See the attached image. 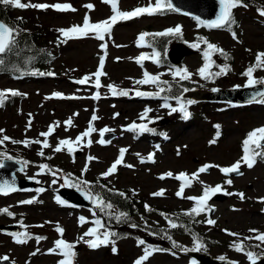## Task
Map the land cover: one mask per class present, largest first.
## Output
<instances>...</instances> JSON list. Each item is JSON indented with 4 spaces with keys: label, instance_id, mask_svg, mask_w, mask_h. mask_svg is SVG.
<instances>
[{
    "label": "rangeland",
    "instance_id": "1",
    "mask_svg": "<svg viewBox=\"0 0 264 264\" xmlns=\"http://www.w3.org/2000/svg\"><path fill=\"white\" fill-rule=\"evenodd\" d=\"M247 1L248 7L241 6L233 10L237 40H234L227 30L207 29L193 19L174 13L167 15L158 13L145 14L117 23L113 26L110 36L106 35L105 41L89 36L61 43L60 40L63 38L58 29L82 25L86 15L91 22L106 20L113 15L111 5L104 0H30L33 4H69L75 11H58L52 7L15 9V14L24 19L29 29L40 32L43 44L54 46L56 58L45 72H53V76L44 75L34 80H12L0 76V91L11 89L22 94L9 96L0 105V129L4 130L0 133V137L7 135L19 141L43 140L40 133L46 132L49 125L59 121L60 126L52 136L48 137L49 143L55 147L60 139L74 140L77 135L84 132L93 113L99 117L94 122V127L98 130L104 127L112 128L114 131L109 133L114 135L111 137L110 145L104 147L97 143L100 140L99 132L93 133L91 146H87L88 138H85L78 148L80 153L75 156L69 154L67 149L56 153L53 148H46L43 149L45 156L52 157L47 159L38 155L40 146L36 144L22 150L24 160L30 163L17 173V177L29 178L35 183L39 181L38 188L0 195V209L8 208L14 213V216L0 213V226L17 224L20 226L19 232L26 230L33 237L40 236L46 239L37 243L33 238L26 244H17L12 235H5L0 231V257L7 255L9 261L14 264H58L62 257L48 252L54 247V241L60 238L55 230L57 224L64 228L63 238L69 242H76L88 228L95 226L90 212L77 210L68 203L61 205L57 202V190L63 184L61 178L63 173H57L56 177L51 174L36 175L39 172L38 165L42 163H47L53 169L67 171L76 178L89 182L102 180L111 188L129 190L141 198L143 204L153 206L159 212L171 214L173 211L191 209L195 206L194 200L176 195L182 181L176 182L173 177L164 179L160 177L168 172L173 173L174 176L181 172L192 174L206 164L220 167L232 165L243 155V141L248 133L264 126V104L234 107L211 103L209 100L190 99L195 103L188 107V111L193 114L188 121L182 118L180 112L169 114L170 109L162 107L165 103L163 97L136 96V89L154 92L157 88L154 85H137L135 81L142 79L145 71L151 74L164 73L161 76L162 80H174L169 74V69L186 67L193 73L188 82L206 91L245 86L247 77L243 73L251 62H254L256 54L264 52V16L259 15L257 9L260 7L254 4L255 2L262 4L264 0ZM23 2L28 3L29 0ZM150 3L154 5L155 0H118V8L121 11H131ZM88 4L93 5L94 8L89 10L85 7ZM177 25L182 27V35L185 42L190 43L189 45L198 37H206L229 53L232 56L230 71L226 75L214 77L215 80L212 82L202 79L198 75L201 51L197 49H195L197 53L185 56L182 63L174 67L170 65L160 67L152 59L144 60L142 66L136 62L137 57L147 52L146 46H137V39L142 31L162 32ZM102 43L107 44L106 49L101 48ZM102 56L105 57L103 70L106 73L101 78L102 87L99 89L94 87V77L85 85L75 83L84 76L95 73ZM254 77L264 79V69H257ZM178 80L179 78L175 81ZM109 84L130 90L129 95H111L107 88ZM93 90H98L100 93L98 102L91 99ZM56 92L62 93L64 97L77 98H56L52 95ZM185 99L189 100V98ZM167 103L173 107L177 106L176 100L168 99ZM145 108L152 109L149 116L154 119L148 127L165 135L158 136L156 133L144 132L137 136L134 134L137 132L123 130L133 122L147 123L139 119ZM76 113L78 115H74ZM116 113L119 115L115 116ZM70 117L74 126L66 131L64 121ZM29 120H31L30 128ZM218 131L219 137H217ZM213 140L216 142L211 143ZM4 145L12 151L20 150L24 146L10 141H6ZM121 148L128 149L124 164L132 167L118 166L114 175L106 179L102 178L101 173L118 158ZM150 153L155 154L154 162L146 159ZM88 156L97 159L88 162ZM141 157L145 158V162H141ZM86 164L88 171L82 176V169ZM240 171L242 175L226 177L218 167H211L208 172L200 174L199 181H203V184L199 181L193 182L191 187L185 188L184 197H199L203 193L204 185L217 184H222L229 193L245 194V199L241 200L238 195L218 193L223 197L208 201V205L214 209L212 216L209 217L208 213L198 216L200 222L197 223L196 229L212 240L213 247L210 246L207 250L212 257L225 256L238 264H248L247 257L231 251L230 245L233 241L255 235L249 231L250 229L264 233V202L260 199L264 198V158L258 157L254 167L242 166ZM229 178L233 181L231 185L225 183ZM53 179L57 180L56 184L52 183ZM39 188H44L45 191L37 192ZM162 189L165 190L163 196L152 195ZM29 199H34V202L20 203ZM80 217H84L88 222L81 225ZM208 218L214 219L216 224L208 225L206 223ZM150 221L157 224L164 223L156 216H151ZM225 230L238 233L239 236H231ZM123 234L122 239H115L116 253L112 252L113 245L91 249L83 242L78 243L75 248L77 255L74 264H134L143 254L144 245H139L129 232ZM152 240L154 242H151L152 244L163 245L165 251L154 253L144 264H188L194 260L189 256L190 254L182 252L181 247H166L158 239ZM175 240L178 244L187 245L188 248L195 246L194 241L191 244L190 239L186 237H177ZM244 243L255 245L258 242L245 240ZM263 246L255 251H262ZM33 252L36 254L32 255Z\"/></svg>",
    "mask_w": 264,
    "mask_h": 264
},
{
    "label": "snow or ice",
    "instance_id": "2",
    "mask_svg": "<svg viewBox=\"0 0 264 264\" xmlns=\"http://www.w3.org/2000/svg\"><path fill=\"white\" fill-rule=\"evenodd\" d=\"M105 3H108L111 5V9L113 12V15L110 16L108 19L100 21V22H91L90 18L86 15L84 17V21L82 25H73L69 28H61L57 31L60 33V36L63 38L60 40L61 43H66L70 39H82L87 38L89 36H93L95 39L100 41H105L106 35L110 36L112 28L114 25H116L120 21H127L131 20L133 18L140 17L142 15H155L158 13H163L166 10H175L173 9V5L171 3V0H155V4H149L144 7H136L131 11H121L118 8V0H104ZM0 3H3L4 5H9L18 9H26V8H38V9H47L49 7L54 8L58 11H75L69 4H55V5H47V4H33L30 2L25 3L23 0H0ZM220 4V10L217 14L216 18L210 21H204L201 20L199 17H196L198 24L204 27H207L209 29H226L228 30L233 39L237 40L238 36L235 31L232 30V26L236 23L233 10L237 7H248V5L244 2V0H219ZM85 7H87L89 10H92L94 8L93 5L88 4ZM259 12V15L264 16V7L257 9ZM19 34V30L9 26L8 24L4 22H0V55L7 54L12 50V48L16 44V36ZM152 35L153 37H182V27L177 25L176 27L168 28L162 32L158 33H147L142 32L139 34V37L137 39V46H144L145 44V37ZM201 45H204L205 47L201 49ZM192 48L197 50H202L204 64L203 66L198 70V75L204 79L208 80L209 78L218 77L220 75H226L228 71H230L229 65L225 64L223 66H220V70L218 72L213 73L211 71V68L214 66L215 62L212 59V56L214 54H219L220 56H223L226 60L230 58L229 53H227L223 48L219 47L218 45L211 43L206 37H198L197 40L190 45ZM102 49L107 48L106 43L101 44ZM118 60L120 58H117ZM152 59L154 63L159 64L160 63V54L158 52H153L151 56L142 54L141 56L136 58V62L138 64H141L144 60ZM104 63H105V57L100 58L99 67L98 70L90 75H86L83 78L75 81V83L80 85H85L90 83L94 79V87L96 89H99L102 87L101 84V77L105 76L106 73L104 72ZM0 64H3V60L0 59ZM257 69H264V52H258L255 56V63L252 66H249L247 70L243 73L244 76L247 77V83L245 87H255L257 84H264V79H257L254 77V72ZM40 75H48L53 76V72L48 73H39ZM169 74L172 75L173 79L176 80L179 78L180 81H189L191 80V77L193 73L189 72V70L185 68H175L169 69ZM164 75V73L160 74H151L147 71L143 73V78L136 80L135 84L137 85H154L157 88V91L155 92H143L139 89L135 90L136 96H154V97H160L161 93H164L166 91L165 87L162 85H168L167 91H171V85L168 81L162 80L161 76ZM107 88L109 89L111 95L113 96H128L130 90L126 89H120L117 85L109 84L107 85ZM213 91H218V89H212ZM184 92L189 91L188 88L183 89ZM22 95L17 90H3L0 91V105L3 104L6 98L9 96H17ZM56 98H77V97H64L62 93L56 92L52 94ZM100 93L99 91L96 92L93 99H99ZM163 99L165 100V103L162 104L163 108L170 109V113L180 112L182 114L183 119H189L191 113L188 111V107L195 103L194 100H187L182 101L181 97H175L177 101V106L173 107L171 104L167 103V100L169 99L167 96H164ZM262 103L264 104V91L255 93L249 100L248 103ZM152 112L151 108H145L144 111L140 114L139 119L140 121H147V123H137L133 122L130 125L126 126L123 130L130 131V132H137V133H144V132H154L155 129L148 127V124L153 123L154 119L149 116V113ZM31 115V114H29ZM78 115V113L74 114ZM115 116H118L119 113L114 114ZM99 119L98 116L95 114L92 115L91 120L89 122L88 128L76 136V138L73 140L72 138H65L60 139L55 147L49 143L48 137L52 136L56 130L60 126V122L57 121L52 125L48 126V129L46 132L40 133V136L44 139H25L23 141L19 140H13L11 137L7 135H3L0 137V146H3L6 141H10L13 144H23L25 147H29L32 144H36L40 146V151L38 152V155L41 157H45V152L43 149L46 148H53V151L56 153L62 152L65 149H67V152L69 154H73L78 150V148L83 144L85 138L87 139V146H91L93 143L91 136L95 132H99L100 140L97 141V143L100 144H106L110 143V141H106L104 139L105 134L109 132H113L114 129L109 127H104L103 129H96L94 127V122ZM158 119V118H157ZM65 130L67 131L70 127L73 125V119L70 117L68 120L64 121ZM28 127H31V120L28 122ZM219 129V125L216 126ZM4 130L0 129V133H2ZM220 133L217 132V137H219ZM216 141L213 140L211 143H215ZM158 147V146H157ZM128 151L127 148H121L119 151L118 158L111 164V166L103 173H101L102 178H108L112 175H114L117 170L118 166H126V167H132V165H125L124 164V157L126 152ZM139 155V154H137ZM154 153H150L148 157L146 158L148 161L154 162ZM264 158V126L260 128H256L250 133H248L246 139L243 141V155L239 160L234 162L232 165L227 167H220L218 165H210L206 164L202 167H200L195 173L188 174L185 172H181L174 176L173 173L168 172L164 176H161V179H164L165 177H173L177 180L182 181L180 189L177 191L176 195L181 198H186L189 200L195 201V206L192 207L190 210L186 211L184 215H187L189 217H196L200 216L201 214H206L210 211H212V208L208 205V201L215 196L218 193H223L224 195H238L241 200L245 199V194L240 193H229L225 190L224 186L222 184H217L215 186L210 185H204L203 193L199 197H184V191L186 187H191L193 182L199 181V177L201 173H205L208 171L211 167H218L219 170L226 176L230 177L231 174H237L242 175L243 173L240 171L242 166H247L248 168L254 167L257 158ZM47 159H51L52 157H46ZM13 157L10 155H7L5 152H0V168L5 167L4 160H12ZM97 159L93 156H88L87 160L88 162H91L93 160ZM17 163L21 164L22 167H26L30 162L26 160H17ZM141 162H145V158L141 157ZM39 172L36 175H44V174H51L53 177L57 176V173L62 172L60 169H53L50 167L47 163H42L38 165ZM88 171V165L86 164L85 167L82 169V176L83 173ZM71 174L64 175L63 181L64 183L61 185V187H71L76 188L78 191H81L86 199L90 200L91 203L94 206V209H99L101 212H105L106 210H112L113 205L110 202H105L100 195L93 194L91 191V182L84 180L82 178H76L75 180L70 179ZM32 179H35V177H32ZM201 184H203V181H199ZM232 179H226L225 183L227 185L232 184ZM39 183V181H37ZM53 184L57 183L56 179H53ZM101 187H106L101 185ZM18 189L15 186L14 178L10 182L8 180H4L2 183H0V194H9L11 192H15ZM45 191L44 188L37 189V192H43ZM109 191H112L109 189ZM165 194V190H160L155 193H153V196H163ZM120 196H125L123 192L119 193ZM261 202H264V198H260ZM56 200L59 204L64 205L65 201L62 200L59 196L56 197ZM34 202V199H29L25 201H21V204H31ZM145 208L149 211L152 209L145 205ZM0 213L6 214L8 216H14V213H12L8 208L0 209ZM108 215H111V211L107 213ZM93 215H95V212H93ZM165 215V214H162ZM115 220L117 222H120L121 220L127 219V213L119 212L115 215ZM166 219L168 217L166 216ZM79 222L81 225L84 223H87L88 221L84 217L79 218ZM94 227L88 228L86 232H84L76 242H69L66 241L63 238L64 234V228L61 227L59 224H57L55 230L59 234V237L57 240L54 241V247L49 249L48 252L50 254H58L62 257L58 261V264H74V258L76 257L77 253L75 251V248L78 243L83 242L88 245L91 249H98L101 246H112V252L116 253L117 248L115 247V240L112 239L113 237L117 236V233L111 230H104L105 229L104 223L100 219H95L93 221ZM169 227L171 229H175L177 227H181L182 225L177 224L174 220L168 219ZM206 223L208 225H215L216 221L214 219L208 218L206 220ZM22 227H27L24 225H21ZM39 227H43V225H39ZM132 227H136V225H132ZM228 232V230H225ZM252 233H255L253 236L244 237L243 239H239L236 241H233L232 245L230 247L239 253L244 254L250 264H257L258 260H264V255L255 253L251 250H249L250 246H246L244 241H257L258 243L255 244V247H261L264 245V233L259 232L257 229H250L249 230ZM229 235L238 237V233L228 232ZM14 237V242L17 244H26L30 239H35L37 243H39L41 240L46 239V237H40L36 236L33 237L32 234L28 233L26 230L24 232H16L11 234ZM88 237L89 239H85ZM171 239V237H169ZM195 247L189 249V248H183L182 246L176 244L173 242V247H181L182 251L189 252V251H200L201 249H205V245L202 242V240L194 236L193 237ZM139 245H145L144 240H138ZM206 250V249H205ZM39 251V249H37ZM163 251V249L152 247V246H146L143 249V254L136 259L134 264H144L145 261H147L155 252ZM36 252H33L32 255H35ZM175 254V253H173ZM10 258L5 255L3 257H0V264L4 261H8ZM219 259L221 261H225V256H220ZM14 264V262H13ZM195 264V262H193ZM230 264H238V262H230Z\"/></svg>",
    "mask_w": 264,
    "mask_h": 264
},
{
    "label": "trees",
    "instance_id": "3",
    "mask_svg": "<svg viewBox=\"0 0 264 264\" xmlns=\"http://www.w3.org/2000/svg\"><path fill=\"white\" fill-rule=\"evenodd\" d=\"M255 4L259 5V3ZM259 6L264 7V4L262 3ZM13 9L14 7L12 6L0 3V20L19 30V34L16 36L15 46L7 54L0 56V59L3 60V64H0V75L14 79H33L40 76L39 73H42L50 67L55 60V53L52 48L42 43L39 31L30 30L28 27L26 28L24 22L14 15ZM173 40L182 41V37H146V42H148L149 46L154 51L158 52L160 58L164 60V50L167 44ZM222 58L225 59L223 56ZM170 85L171 91L166 92L174 97L179 96L184 88L191 89L192 87V85L186 81H171ZM0 152L6 153L8 150L2 147L0 148ZM7 155L15 156L17 160H21L23 156L20 152L12 154L7 153ZM101 185L106 187H101ZM109 189L111 188L100 180L91 185L93 194L98 193L105 202H110L118 213H127V219L121 220V223L133 220L136 214H141L139 211L141 207L133 202L131 195L123 192L125 196H120V192H116L113 189L109 191ZM108 217L109 216L106 218L107 222H113V219H108ZM176 220L175 222L182 225L181 227L175 229L169 227L163 228L170 235L184 233L187 229L188 231H192L196 226L194 218L184 215V213H178Z\"/></svg>",
    "mask_w": 264,
    "mask_h": 264
},
{
    "label": "water",
    "instance_id": "4",
    "mask_svg": "<svg viewBox=\"0 0 264 264\" xmlns=\"http://www.w3.org/2000/svg\"><path fill=\"white\" fill-rule=\"evenodd\" d=\"M173 9L175 11L190 17H199L201 20L210 21L216 18L220 10L219 0H171ZM2 22V21H0ZM192 51L182 44H174L168 52V57L170 62L178 63L184 56L191 54ZM264 91V84H258L255 87H243L235 88L232 90H218L214 91L210 98L214 101H224L233 104H251L248 100L257 92ZM206 91L195 86L189 92L184 93L185 98L194 100H208V93ZM255 103V102H254ZM5 167L0 168V183L4 180L12 181L14 178L15 186L18 190L28 189L34 187V184L29 180H19L15 177V173L20 171L22 166L17 165L13 161H4ZM12 193V192H11ZM60 194L67 200L74 203H84L79 200L74 194L78 192L72 191L70 189H62ZM87 204V202H85ZM2 230H7L9 232H16L15 226L1 227ZM185 252V251H182ZM188 254H193V252H185ZM195 253V252H194ZM197 254V256L200 254ZM209 254V253H207ZM211 257L212 255L209 254ZM214 258V257H213ZM200 264H230L228 261H212L207 256H202L198 258ZM235 261V260H233ZM236 262V261H235ZM2 264H9L7 261L2 262ZM257 264H264V260H258Z\"/></svg>",
    "mask_w": 264,
    "mask_h": 264
}]
</instances>
